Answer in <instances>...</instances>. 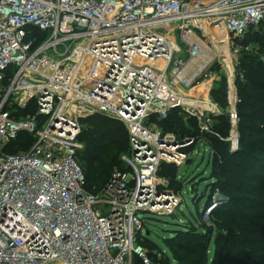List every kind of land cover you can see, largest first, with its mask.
<instances>
[{
	"label": "built area",
	"instance_id": "built-area-1",
	"mask_svg": "<svg viewBox=\"0 0 264 264\" xmlns=\"http://www.w3.org/2000/svg\"><path fill=\"white\" fill-rule=\"evenodd\" d=\"M262 22L264 0H0V264H159L142 244L143 216H173L182 201L160 172L189 163L213 133L207 114L223 110L209 75L234 69L238 40ZM231 78L225 140L235 151ZM205 81L203 96L191 93ZM31 100L35 113L20 114ZM175 108L197 119L199 138L158 124ZM96 113L125 124L129 151L94 194L77 154L80 119ZM22 132L32 144L8 151Z\"/></svg>",
	"mask_w": 264,
	"mask_h": 264
},
{
	"label": "trees",
	"instance_id": "trees-1",
	"mask_svg": "<svg viewBox=\"0 0 264 264\" xmlns=\"http://www.w3.org/2000/svg\"><path fill=\"white\" fill-rule=\"evenodd\" d=\"M238 43L244 45L235 66L239 147L231 151L230 143L225 140L231 128L227 114L215 117L213 127L219 135L207 134L206 137L212 150V176L215 178L212 187H217L226 199L213 210L215 226L204 225L200 232L195 228L196 221H191L192 225L177 231L178 241H169L172 256L164 255L154 260L159 264H174V261L176 264H264V22L251 28ZM250 43L255 50L246 49ZM211 97L223 110L228 108L224 75L212 88ZM81 122L84 127L79 140L84 143V149L77 157L85 175V190L97 194L104 189L115 168L124 170L120 158L129 151V133L122 121L119 123L102 114L87 116ZM197 122L196 118L186 122L180 109L175 108L168 119L159 124L181 138H199ZM32 142V136L22 132L7 150L26 149ZM160 173H166L171 186L179 183L175 165L164 164ZM216 228V247L211 257L210 243ZM145 241L151 242L147 237L142 244ZM134 264L143 262L136 259Z\"/></svg>",
	"mask_w": 264,
	"mask_h": 264
},
{
	"label": "rangeland",
	"instance_id": "rangeland-1",
	"mask_svg": "<svg viewBox=\"0 0 264 264\" xmlns=\"http://www.w3.org/2000/svg\"><path fill=\"white\" fill-rule=\"evenodd\" d=\"M246 49L247 50L250 49L252 51L255 50L256 47L253 45V43H250ZM242 50H244V45L240 44V48L235 53L236 55H234V58L237 59V61L242 53ZM232 70L233 71L231 72L230 70L218 69L213 74H211V76L209 75V78H211L209 80L211 82L212 88L215 87V84L217 82L222 81L223 75L227 80V87H228L230 81L229 78H231L232 74H234V76L236 74V67H234V69L232 68ZM30 104H31L30 107H27V109L19 110V113L23 115H27V114L29 115L35 113L34 101L31 100ZM228 109L229 107L226 110L222 109L223 111L219 115L227 114ZM23 110H27V113H23ZM104 116L112 118L118 121L119 123H121L120 120L112 116H108V115H104ZM207 116L210 117L212 120L214 119L215 122L216 116L214 114L211 115L207 114ZM196 126L199 129L198 122ZM212 131L213 133H208V135L209 134L219 135L218 133L215 132L213 125H212ZM207 144L208 142L206 139L203 141H199V143L195 145V148L191 149L193 153H191L189 156V160H190L189 163H185L181 167L176 166L177 182L179 183H174L172 185V188L180 194L182 201L178 210L175 213V217H173L172 215H156V214H145L143 216L146 218L145 234L147 233V231H149L147 238L148 240L151 241V242L145 241L143 245L145 249L150 253L151 258L153 260H157L163 257L164 255L172 256V252L169 247V241L170 240H173L175 242L178 241L179 235L177 234V231L185 228V226L187 225H192L191 221L193 222L196 221L195 228L198 231L202 232L204 230L203 228L204 224L203 225L200 224L198 219L196 218L198 216V211L202 212L207 202L211 201L212 197L217 199L219 198L220 199L219 203L225 201L226 199V197L221 194V192L218 190L217 187H215V189H213L212 187V183L215 182V178L212 176L213 175V168L211 163L212 150ZM23 149L25 148L22 147L18 150H23ZM126 153L127 152L121 154V158H120L121 161H123V155ZM116 169L118 168H115V170ZM165 174L162 175L165 176ZM222 177H225V174H223ZM214 222H215V216L212 215V223L209 226H215ZM217 234H218V228L214 230L213 239L212 242L210 243L209 255L211 257L213 256L214 248L216 247V242L214 238ZM176 263L177 262L174 261V264Z\"/></svg>",
	"mask_w": 264,
	"mask_h": 264
},
{
	"label": "bare ground",
	"instance_id": "bare-ground-1",
	"mask_svg": "<svg viewBox=\"0 0 264 264\" xmlns=\"http://www.w3.org/2000/svg\"><path fill=\"white\" fill-rule=\"evenodd\" d=\"M228 68H229V70H230L231 72L233 71V70H232V65H231V63H229ZM207 84H208V81H205L202 85H200V86L194 88V89L191 91V93H192V94H195V95L203 96L202 93H200V92H204V86L207 85ZM202 103H203V104H206V105H210V106L212 105L210 100H206L205 102H202Z\"/></svg>",
	"mask_w": 264,
	"mask_h": 264
},
{
	"label": "water",
	"instance_id": "water-1",
	"mask_svg": "<svg viewBox=\"0 0 264 264\" xmlns=\"http://www.w3.org/2000/svg\"><path fill=\"white\" fill-rule=\"evenodd\" d=\"M173 217H175V215H173ZM149 234V231H147V235Z\"/></svg>",
	"mask_w": 264,
	"mask_h": 264
}]
</instances>
